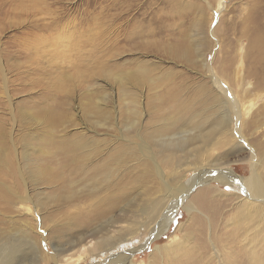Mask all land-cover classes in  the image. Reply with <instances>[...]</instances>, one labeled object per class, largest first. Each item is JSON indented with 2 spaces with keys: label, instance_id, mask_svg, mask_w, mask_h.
I'll list each match as a JSON object with an SVG mask.
<instances>
[{
  "label": "rangeland",
  "instance_id": "rangeland-1",
  "mask_svg": "<svg viewBox=\"0 0 264 264\" xmlns=\"http://www.w3.org/2000/svg\"><path fill=\"white\" fill-rule=\"evenodd\" d=\"M263 9L0 0V248L17 247L0 264L113 249L170 206L169 224L125 264H264V199L246 200L237 178L255 160L264 181V88L241 36Z\"/></svg>",
  "mask_w": 264,
  "mask_h": 264
},
{
  "label": "bare ground",
  "instance_id": "bare-ground-1",
  "mask_svg": "<svg viewBox=\"0 0 264 264\" xmlns=\"http://www.w3.org/2000/svg\"><path fill=\"white\" fill-rule=\"evenodd\" d=\"M246 20L247 23L241 28V36L246 38L248 41L245 58H247L248 63L254 66V68L250 69V74L255 78L256 87L264 88V9ZM208 70H210V65H208ZM219 80L218 76L211 74L213 86L220 94L225 96L228 103H230L231 107L234 108L235 117L241 115L243 109L240 107V101L235 94L236 92L234 93L231 89L229 90L226 84L220 83ZM229 93L230 95H228ZM256 164L257 163L254 160L251 164L252 172L249 176H246L245 178H237L240 179L244 185L246 200L248 199L255 206L260 207L261 204L256 202H262V199H264V181H262L263 179L257 171ZM216 177L217 179H220L222 183H227L225 176L217 175ZM192 182L194 183L195 179L194 181H190V185H192ZM173 207L174 206H170L168 208L165 207L166 209L159 213L158 216L161 217V220L158 221L155 226L148 228L144 234L141 233V237L132 236L135 225H130L129 228H127L128 232L131 233L130 236H127L122 243L113 249H111V244L107 245L110 246L108 248H106V246L98 248L103 241H98V243L92 246L82 244L80 247L81 252L78 253L77 258L72 259L73 257L71 256L67 257L65 258V264H80L86 257L92 258L93 256L96 258L98 257L97 260L95 259L97 262H92V260L90 264H125L129 256L137 248L145 247L147 242L156 238L157 235L162 232L163 228L169 224L170 218L167 217L172 214ZM186 207L187 205H185V208ZM156 220H153V222ZM16 248V246L0 248V258L8 256L7 261H11L15 256V251H17ZM118 248V252L114 251V253H111L113 250Z\"/></svg>",
  "mask_w": 264,
  "mask_h": 264
}]
</instances>
